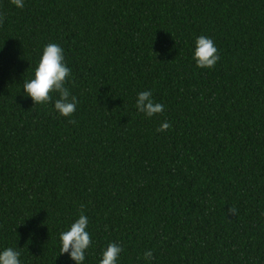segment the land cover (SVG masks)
I'll use <instances>...</instances> for the list:
<instances>
[{
    "label": "trees",
    "instance_id": "16d2710c",
    "mask_svg": "<svg viewBox=\"0 0 264 264\" xmlns=\"http://www.w3.org/2000/svg\"><path fill=\"white\" fill-rule=\"evenodd\" d=\"M200 35L211 70L191 58ZM48 43L69 118L23 94ZM144 90L159 116L137 113ZM81 212L86 264L109 242L119 264H264V0H0V249L74 264L58 238Z\"/></svg>",
    "mask_w": 264,
    "mask_h": 264
},
{
    "label": "clouds",
    "instance_id": "9594fccd",
    "mask_svg": "<svg viewBox=\"0 0 264 264\" xmlns=\"http://www.w3.org/2000/svg\"><path fill=\"white\" fill-rule=\"evenodd\" d=\"M12 3L16 8L24 7V0H12ZM191 58L197 68L209 70L213 69L220 59L214 41L204 35L194 39ZM70 82L71 70L67 66L63 48L57 43H48L42 49L32 77L23 82V94L30 98L34 105H47L51 102L60 116L69 118L78 106L77 98L65 86ZM54 96L58 98L53 99ZM134 106L137 113H142L146 118L159 116L165 109L164 104L156 102L151 90L138 92ZM169 127L170 124L165 121L157 131L163 132ZM229 212L234 214L235 210L229 209ZM88 226L89 219L81 212L67 230L59 235L60 255L67 254L74 264H86V253L93 244ZM18 249L17 246L0 249V264H24ZM122 252L123 248L119 242H109L101 252L99 264H119ZM143 259L146 264H151L152 252L146 251Z\"/></svg>",
    "mask_w": 264,
    "mask_h": 264
}]
</instances>
